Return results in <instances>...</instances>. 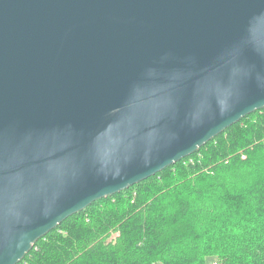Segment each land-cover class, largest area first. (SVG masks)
Returning a JSON list of instances; mask_svg holds the SVG:
<instances>
[{
    "label": "water",
    "instance_id": "1",
    "mask_svg": "<svg viewBox=\"0 0 264 264\" xmlns=\"http://www.w3.org/2000/svg\"><path fill=\"white\" fill-rule=\"evenodd\" d=\"M264 108V0H0V264Z\"/></svg>",
    "mask_w": 264,
    "mask_h": 264
},
{
    "label": "trees",
    "instance_id": "2",
    "mask_svg": "<svg viewBox=\"0 0 264 264\" xmlns=\"http://www.w3.org/2000/svg\"><path fill=\"white\" fill-rule=\"evenodd\" d=\"M215 258L264 264V108L68 217L17 264H207Z\"/></svg>",
    "mask_w": 264,
    "mask_h": 264
},
{
    "label": "rangeland",
    "instance_id": "3",
    "mask_svg": "<svg viewBox=\"0 0 264 264\" xmlns=\"http://www.w3.org/2000/svg\"><path fill=\"white\" fill-rule=\"evenodd\" d=\"M262 113H263V112H262ZM254 119H255V118H254ZM254 119H253V120H254ZM249 120L252 121V118L249 119ZM241 156H242V157H246V154H245V153H241ZM193 159H195V157H193ZM187 161H188V160H186V162H187ZM183 163H184V162H182L181 164H183ZM136 190H137V189H136ZM104 203L108 204L109 202H108V200H107V201H105ZM207 264H223V262L215 258V259H211V260H209Z\"/></svg>",
    "mask_w": 264,
    "mask_h": 264
}]
</instances>
